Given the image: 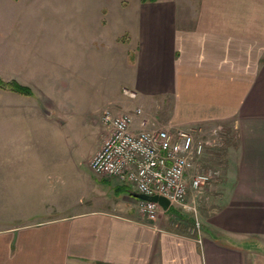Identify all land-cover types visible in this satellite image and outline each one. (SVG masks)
Returning a JSON list of instances; mask_svg holds the SVG:
<instances>
[{"label": "crops", "instance_id": "obj_1", "mask_svg": "<svg viewBox=\"0 0 264 264\" xmlns=\"http://www.w3.org/2000/svg\"><path fill=\"white\" fill-rule=\"evenodd\" d=\"M137 3L124 33L135 50L126 85L148 112L159 101L163 110L136 127L145 120L148 130H237L236 138L225 134L222 152L204 157L220 174L206 189L198 231L175 206L149 221L130 184L102 178L79 209L56 200L0 231V264H264V0ZM25 171L0 177L36 176Z\"/></svg>", "mask_w": 264, "mask_h": 264}, {"label": "rangeland", "instance_id": "obj_2", "mask_svg": "<svg viewBox=\"0 0 264 264\" xmlns=\"http://www.w3.org/2000/svg\"><path fill=\"white\" fill-rule=\"evenodd\" d=\"M137 2L0 0V173L24 169L36 175L0 177L9 192H0V231L20 224L27 209L39 211L56 200L71 210L82 207L95 183L104 182L88 166L99 138L109 135L104 112L115 116L139 109L146 116L143 100L124 93L133 92L126 83L134 76L135 50L127 47L124 33L136 23ZM148 110L161 114L162 101ZM216 126L238 137L231 125ZM205 137L211 138L209 131ZM209 159L201 168L214 166ZM213 184L188 191L186 204L194 209L176 210L200 224L204 199L210 197L205 192ZM100 194L106 201L112 197L107 188Z\"/></svg>", "mask_w": 264, "mask_h": 264}, {"label": "built area", "instance_id": "obj_3", "mask_svg": "<svg viewBox=\"0 0 264 264\" xmlns=\"http://www.w3.org/2000/svg\"><path fill=\"white\" fill-rule=\"evenodd\" d=\"M130 98L136 94L125 90ZM142 116L137 109L113 115L105 111L103 125L109 135L88 163L91 172L100 178H113L130 184L139 194L159 195L171 205L194 209L186 203L188 191H200L219 178L218 168H201L207 152L218 154L225 148L222 126L211 130L210 139L202 127L170 132L166 129L148 130L147 122L136 121ZM142 217L156 221L162 208L154 202H141ZM199 229V224H196Z\"/></svg>", "mask_w": 264, "mask_h": 264}, {"label": "water", "instance_id": "obj_4", "mask_svg": "<svg viewBox=\"0 0 264 264\" xmlns=\"http://www.w3.org/2000/svg\"><path fill=\"white\" fill-rule=\"evenodd\" d=\"M134 198L141 200V201L157 203L163 209L164 212L168 211V209L170 208V202L167 199H165L164 197L159 196V195L145 196L142 194L135 193Z\"/></svg>", "mask_w": 264, "mask_h": 264}, {"label": "trees", "instance_id": "obj_5", "mask_svg": "<svg viewBox=\"0 0 264 264\" xmlns=\"http://www.w3.org/2000/svg\"><path fill=\"white\" fill-rule=\"evenodd\" d=\"M143 3H148V2H151V3H154V2H156L157 0H141ZM15 87H16V90L17 91H19V92H22V93H24V92H27V89L26 88H23V87H21V86H19V85H14Z\"/></svg>", "mask_w": 264, "mask_h": 264}]
</instances>
